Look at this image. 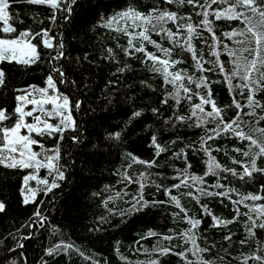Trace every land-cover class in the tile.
<instances>
[{
    "label": "trees",
    "instance_id": "obj_1",
    "mask_svg": "<svg viewBox=\"0 0 264 264\" xmlns=\"http://www.w3.org/2000/svg\"><path fill=\"white\" fill-rule=\"evenodd\" d=\"M200 2L203 3V0ZM153 3L154 0H69L62 5L72 8L68 14L70 20L64 21L60 11L54 10L51 5L37 4L35 0H9L7 11L10 13V23H13L16 31L0 33V36L10 38L18 35L21 29L28 28L38 32L43 27L54 37V44L63 43L65 55L59 63L66 69L67 83L57 82V88L70 97L72 115L82 139L73 144L70 136L74 132L66 130L61 142L59 161L65 171V179L58 181V187L47 194L38 191L37 198L27 205L22 203L21 185L24 183L23 176L31 169L0 165V201L6 203V210L0 212V256L20 245L29 256L30 264H137L158 256L157 253H151L154 246H174L172 253L160 258L161 264H183V260L175 253L187 245L178 238L171 241L163 239V236L172 235L187 227L184 222L173 219L171 213L178 211L174 205H149L138 212L126 213L127 202L138 192L139 185L136 181L140 172H150L151 179L155 180V184L148 183L143 189L144 198L149 201L168 199L162 188L157 190L156 185L167 187L176 183L175 170L183 169L186 163L191 173L203 175L207 157L201 150L199 141L207 128L214 127L212 123L198 127L192 119L171 121L170 118L176 115H190L188 101L183 100L176 104L173 98L168 97L166 103H161L165 99V90H172L171 85L162 87V78L141 64V53H137L134 58L125 57L122 50L117 48V44L126 46L127 38L115 30V25L111 28L106 25L107 16L130 5L147 13ZM168 7L177 10L175 5ZM54 11L56 19L50 20L49 17L53 16ZM180 11L192 13L195 22V13L191 6L185 3ZM241 26L239 20L228 21L221 18L214 22L218 37L229 45L231 41L223 37L222 33ZM168 27L175 31V26L171 23ZM152 38L160 41L155 33ZM31 39L37 43L38 51L41 52L38 63L23 65L15 61H0V69L5 73L4 84L0 85V108L6 109L7 116L3 122L5 126H10L15 121V96L20 94V90L29 85H44L50 70L45 61L56 51L45 49L38 38ZM160 42L165 47L169 46L166 39ZM194 44L199 52V38L194 40ZM108 47L116 52L119 63L103 58L107 55ZM146 48L153 50L151 45L146 44ZM175 51L179 52V48ZM204 51L207 58L206 47ZM221 59L227 62L228 57L222 53ZM183 60L177 67L194 71L191 55L185 54ZM125 64L128 65L126 71H116ZM204 67L207 69L211 66L205 64ZM199 74L197 71L196 75ZM205 75L211 82L213 99L218 106H228L223 111L224 119H231L237 110L232 105V96L223 82V76L218 71L205 72ZM244 95L246 96V92ZM236 98L241 103L244 102L239 93ZM256 98L264 102V91L256 93ZM76 100L82 102L79 107L75 105ZM193 102H197L195 97ZM153 108L157 109L156 113L152 112ZM137 111L140 114L133 116L132 113ZM260 111L257 109V112ZM241 112H247V108L241 109ZM242 119L254 121V117L247 115H242ZM253 126L264 127V121L249 123L245 130ZM110 132L121 133L119 140L106 139V134ZM154 133L157 143L164 149L159 155L152 144ZM59 135L47 138L46 146L55 145ZM247 143L246 140L223 134L207 142L213 148L212 155L222 165L237 170H240V165L234 164L231 157L245 159L242 153H237L234 149L246 150ZM93 145L97 147L94 149ZM216 148L220 150L216 151ZM129 152L141 160L155 158L156 163L151 168L139 162L133 163L127 156ZM257 165L264 167V157H258ZM126 168L133 177V183L127 184L123 180L121 173ZM51 175L43 168L38 172V176L48 178L49 182ZM221 175V183L235 188L241 195L248 192H261L264 195L260 189V185L264 184V173L257 172L251 178L244 179L231 174ZM204 178L209 184L216 180L213 175ZM29 183L37 187L34 180ZM191 190L181 186L171 191L172 194H180L181 203L190 215L203 220L197 230V242L202 248L209 250L201 253L204 259L213 261V264H242L239 257L244 254L249 256L248 264H264L253 261L250 256L252 252L264 256V230L254 229L255 235L249 236L244 227L247 217L243 215L247 209L239 205L240 215L236 221L214 227L210 217L202 216L200 204L183 195ZM220 190L223 189H217ZM117 192H120V196L116 195ZM230 195L232 199H237L235 193ZM108 197L112 199L109 200ZM258 202L264 203V200ZM200 203L207 204L213 214L223 219H230L235 214L234 205L227 197L201 198ZM37 205H40L39 211L47 220L40 227L31 229L32 236L25 239L30 230L27 227L22 228L21 225H25L32 218L37 211ZM120 212H125V215L121 217ZM149 230L151 235L148 234ZM228 233L232 234L231 239L225 241L223 237ZM242 240L246 243L241 244ZM61 241L71 244L72 247L67 252L59 251L54 255L45 253V248ZM187 255L189 259H194L191 253ZM0 264H25L24 254L15 251L1 260Z\"/></svg>",
    "mask_w": 264,
    "mask_h": 264
},
{
    "label": "snow or ice",
    "instance_id": "obj_2",
    "mask_svg": "<svg viewBox=\"0 0 264 264\" xmlns=\"http://www.w3.org/2000/svg\"><path fill=\"white\" fill-rule=\"evenodd\" d=\"M69 0H35L37 4L51 5L54 10H59L64 21L70 20L72 8L63 7ZM192 7L195 13H181L180 9L184 4ZM220 4L221 7H213ZM170 5H175L177 10H171ZM9 0H0V33L9 34L16 31L13 23H10V13L7 11ZM221 18L232 21L239 20L241 27L232 28L222 33L223 37L231 41V45L218 37L214 28V22ZM50 20H55V11ZM105 23L108 27L115 25L118 33H123L127 38L126 46L117 44L125 57H135L137 53L143 55L141 64L148 68L150 72L159 75L163 80V86L171 85L172 90H165V99L161 103H166L167 98L171 97L176 104L186 100L189 103V116L176 115L170 118L171 121H184L192 119L196 126L203 127L212 123L214 127L207 128L205 135L200 139L201 150L207 157L206 170L203 175H197L189 171L186 163L183 169L175 170L174 179L176 183L170 186L156 185L157 190L162 188L164 195L168 198L165 201H149L144 198L143 189L146 184H155L151 179V173L144 171L138 174L137 183L139 185L136 195L131 196L126 209L127 214L146 209L149 205L156 204L174 205L178 211L171 213L174 220L182 221L187 224L179 232L172 235H165L163 239L171 241L173 238L182 240L187 246L175 253L183 260V264H213V261L206 260L201 253L208 252L207 248H202L198 241V227L203 223L202 218L190 215L187 208L181 203L180 194H172V189H179L181 186L189 187L192 190L183 195L194 199L200 204V211L203 217H210L212 226L219 227L236 221L240 215L239 205H243L247 211L243 213L247 219L244 221L245 231L249 236L255 235L254 229L264 230V200L261 192H248L241 195L235 188L221 183V173L231 174L239 179L251 178L254 173H264V167H258V157H264V127L253 126L247 131L245 126L249 123L264 121V102L256 98V93L264 91V0H154L153 6L147 13L138 11L133 6H128L123 10L117 11L113 15L107 16ZM171 23L175 26V31L168 27ZM155 33L160 37V41L167 40L169 46L165 47L160 41L153 39ZM32 37L38 38L45 49H55V54L45 62L49 65V72L44 80L42 87L27 86L22 93L15 96L16 104L14 113L15 121L10 126L3 125L7 119L6 109L0 108V165L8 168L31 169L23 176L21 185L22 203L27 205L37 198V192L43 191L47 194L52 189L58 187V181L65 179V171L62 170L60 161L61 142L63 141L66 130H72L73 135L70 141L73 144L79 143L82 134L72 115V102L69 95L61 93L57 88V82L67 83L66 69L59 63L64 57L63 43L54 44V37L49 34V30L41 27L38 32L24 28L18 35L0 36V61H15L18 64L33 65L40 61L41 52L38 51L37 43L33 42ZM199 38L200 50L197 51L194 40ZM151 45L153 50L146 48ZM205 47L207 48V58L205 57ZM179 48V52L175 50ZM226 54L227 62L221 59V54ZM185 54L191 55V62L194 71L189 72L188 68H180L177 65L184 62ZM175 57V58H173ZM85 58L87 54L85 53ZM105 60L119 63L116 52L113 48H107ZM56 62V63H54ZM208 64L211 67L205 68ZM227 65V66H226ZM128 68L125 64L118 67L117 72H124ZM199 72V76L196 72ZM218 71L223 76V82L228 86L229 94L232 96V105L236 108V114L229 120H225L223 111L228 106H218L213 99L210 81L205 72ZM54 76L56 79H54ZM5 73L0 69V85L4 84ZM73 83H75L73 81ZM115 83V81H109ZM143 84L144 81H141ZM194 85L195 87H191ZM150 86V85H149ZM19 93V90H17ZM246 92V96L244 95ZM239 93L244 102L241 103L236 95ZM193 97L197 102H193ZM80 100L75 101V105H81ZM30 105L31 107H26ZM206 106H209L206 108ZM247 108V112L242 113L241 109ZM210 109V110H209ZM260 109V112H257ZM157 112L156 108L152 109ZM139 111L133 112V116L139 115ZM242 115L254 117V121L242 119ZM26 118H31L30 120ZM53 119L55 122L53 123ZM23 130V131H22ZM60 134L57 143L46 146L45 140ZM223 134L232 135L238 140L248 141L246 150L234 149L237 153H242L245 159L238 160L235 156L231 157L234 164L240 165V170L222 165L215 156L212 155L213 148L207 142L214 140ZM121 133L110 132L106 134V139L119 140ZM43 138V139H41ZM152 144L156 149L157 155L164 151L162 146L157 143L155 133L152 136ZM94 149L97 145L92 146ZM219 151V148L215 149ZM133 162L148 165L149 168L155 165L156 160H141L132 153H127ZM46 169L51 173L48 178L38 176L40 169ZM123 180L133 183V177L128 174V169L121 173ZM209 175L216 177L215 182L209 184L204 178ZM30 180L36 181L37 187H25ZM217 189H223L217 191ZM264 192V184L260 185ZM123 189H121V192ZM231 193H235L237 199H232ZM120 196V192L116 193ZM227 197L234 205V215L230 219H223L213 214L207 204H201V198ZM107 199L111 200L112 197ZM33 213L32 218L26 221L22 228L27 227L30 231L25 235V239L32 236L34 227H40L45 223L47 217L39 211ZM6 210V203L0 201V212ZM109 211H113L109 209ZM183 213V215H181ZM123 217L125 212H120ZM259 221V223H258ZM151 235V230H149ZM231 233L223 237L225 241L231 239ZM241 244L246 241H240ZM72 245L58 242L52 247L45 248L46 254L54 255L59 251H65ZM174 246L158 247L154 246L151 253L158 256L148 261L137 262V264H161V257L173 252ZM194 259H189L188 255ZM253 261L264 262V256L256 252L250 253ZM242 264H248L249 256L241 254L239 257ZM124 259V257H121Z\"/></svg>",
    "mask_w": 264,
    "mask_h": 264
},
{
    "label": "water",
    "instance_id": "obj_3",
    "mask_svg": "<svg viewBox=\"0 0 264 264\" xmlns=\"http://www.w3.org/2000/svg\"><path fill=\"white\" fill-rule=\"evenodd\" d=\"M15 251L22 252L24 254V258H25V264H30L29 256L24 252L23 248L20 245H18L16 248H14L11 251L0 256V261L3 260L4 258L8 257L9 255H11Z\"/></svg>",
    "mask_w": 264,
    "mask_h": 264
},
{
    "label": "rangeland",
    "instance_id": "obj_4",
    "mask_svg": "<svg viewBox=\"0 0 264 264\" xmlns=\"http://www.w3.org/2000/svg\"><path fill=\"white\" fill-rule=\"evenodd\" d=\"M42 86H45V85H41L40 87H42ZM33 87H34V86H33ZM24 89H25V88H24ZM24 89H23V90H24ZM23 90L21 91V93L23 92ZM61 93H62V92H61ZM26 107H29V108H30L31 106H30V105H27ZM22 131H23V130H22ZM39 177H40V176H39ZM41 178H42V177H41ZM35 182H36V181H35ZM28 186H31V187H33V188L36 187L35 185H33V184L29 183V182H28V184H27L25 187H28Z\"/></svg>",
    "mask_w": 264,
    "mask_h": 264
}]
</instances>
